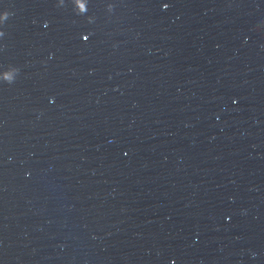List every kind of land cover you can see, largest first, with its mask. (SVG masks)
<instances>
[{
	"label": "water",
	"instance_id": "1",
	"mask_svg": "<svg viewBox=\"0 0 264 264\" xmlns=\"http://www.w3.org/2000/svg\"><path fill=\"white\" fill-rule=\"evenodd\" d=\"M0 264H264V0H0Z\"/></svg>",
	"mask_w": 264,
	"mask_h": 264
},
{
	"label": "snow or ice",
	"instance_id": "2",
	"mask_svg": "<svg viewBox=\"0 0 264 264\" xmlns=\"http://www.w3.org/2000/svg\"><path fill=\"white\" fill-rule=\"evenodd\" d=\"M167 6H168V5H167ZM84 38H85V39H87V37H86V36H85Z\"/></svg>",
	"mask_w": 264,
	"mask_h": 264
},
{
	"label": "clouds",
	"instance_id": "3",
	"mask_svg": "<svg viewBox=\"0 0 264 264\" xmlns=\"http://www.w3.org/2000/svg\"><path fill=\"white\" fill-rule=\"evenodd\" d=\"M4 15H6V13Z\"/></svg>",
	"mask_w": 264,
	"mask_h": 264
}]
</instances>
